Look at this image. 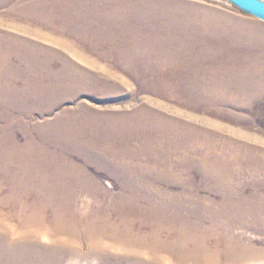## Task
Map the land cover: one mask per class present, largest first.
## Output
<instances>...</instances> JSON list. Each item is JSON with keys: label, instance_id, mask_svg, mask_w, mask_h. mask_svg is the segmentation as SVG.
Returning a JSON list of instances; mask_svg holds the SVG:
<instances>
[{"label": "bare ground", "instance_id": "6f19581e", "mask_svg": "<svg viewBox=\"0 0 264 264\" xmlns=\"http://www.w3.org/2000/svg\"><path fill=\"white\" fill-rule=\"evenodd\" d=\"M6 1L10 3L8 16H13V21H9L13 26L19 16L41 28L51 20L58 19L80 20L91 16L106 20L107 24L88 23L86 26L117 34L108 43L110 51H107L108 55H114L116 63H139L153 69L156 72L155 78L165 79L177 93L183 91L190 98L196 96L202 100L215 101L235 96L241 99L247 96L249 90L259 92L264 89V79L261 78L264 75V58L258 55L247 57L239 48H232L240 40L237 33L241 24L239 20L227 17L226 14L207 16L205 10L199 16L195 14L197 12L192 13V10L185 16L186 20L176 19L173 17L174 12H180L182 8L175 9V5L165 7L163 0H0V5ZM168 1L174 3L172 0ZM121 10L127 11L128 17L117 16ZM111 11L114 12L113 15ZM135 12L140 13L141 17ZM152 22L158 23V26L147 28L148 23ZM4 23L5 19L3 22L0 16V78L32 82L33 87L26 91L27 95H21L23 99L27 96L26 100L37 101L40 111H52L60 106L62 100L77 95L89 85L95 88V82H90L83 74L76 71L72 74L69 69H66L68 73L63 71L57 74L51 68L53 62L62 61L71 65L76 60L67 50L74 45L67 44L66 40L77 41L79 33L75 38L64 35L57 37L63 50H55L47 43L45 45L28 37L14 35L13 27H6ZM183 27L205 31L207 36H216L218 40L207 37L201 39L188 34L187 37L193 39L194 44L190 47L181 46L174 37ZM233 33L237 37H229ZM80 38L105 41V38L96 35ZM102 41L97 40L88 49H100ZM79 43L78 46L83 48L84 45ZM143 46L147 47L139 51ZM10 55L17 56L25 69H11ZM104 56L107 55L102 53L101 57ZM75 58L78 59V56ZM151 77L149 76L150 79ZM140 81L149 84L145 79L137 83L141 84ZM113 91L112 89L110 92ZM28 95L34 96L36 100ZM168 110L148 105L139 110L134 108L123 112L92 111L85 103H81L79 109L62 108L50 122L53 128L51 134L45 136L46 132H41L36 136L32 140L31 156L22 154L21 161L14 164L15 172L22 177H33L39 181L35 183L36 191L40 190V180H47L52 186L56 181L54 193H39L35 202L30 205L18 196L19 208L21 207L18 213L23 215L19 237L7 247H0V262L11 256L12 247L18 241L24 244L43 233V230L56 240L65 236L76 246L86 242L87 252L90 254L99 253L103 249L99 240H109L112 244L132 251L130 256L147 254L150 261H145L144 264H161L160 259L165 257H172L173 264H183L189 257L193 258L194 264H220L215 258V250L220 251L219 248L208 251L205 241L209 237L218 240L221 234L225 237V242L231 239L237 241L234 247L232 244L228 245L229 260L234 259L233 253L240 257L251 253L254 248L250 250L240 245L239 239H234L231 235L233 225L243 219L240 212L242 213L245 205L242 198H236L242 189L233 190L232 179L236 173L244 172L245 169L251 171L250 167L256 173L260 170L264 172V150L252 144L249 146L215 139V130L201 129L193 121L179 117L178 112ZM45 144L47 147L43 146ZM225 149L229 155L224 153ZM18 155L20 156L19 152ZM240 155H244V165L236 166L235 163L237 170L233 171L234 169H230L232 164L226 161ZM195 164L200 167L201 177L205 176L206 182L209 181V190L218 193V200L210 201L208 207L194 206L206 200L198 195V191L184 190L180 195L174 193L167 199L164 196L156 195L154 198L150 195L151 189L158 185L155 183L160 181L159 178L165 180L179 175L188 181ZM99 174L121 183L119 187L122 192L116 202L118 206H122L119 207L123 210L119 211L122 226L108 221L98 225L96 202L89 203L88 200L79 198V192H89L96 200L113 196L110 187L99 179ZM105 180L106 184L110 181ZM150 183L154 185L146 186ZM159 190L161 193V189ZM230 190L235 193H225ZM110 205L113 206L111 203ZM48 208L52 210V218L48 227L42 228L46 224L45 211ZM129 209L133 212L128 213ZM135 222L139 226H135ZM145 226L148 230H143ZM0 239V242L6 240L4 236H0ZM76 246L73 251L80 255ZM34 253L35 251L30 252L21 246L16 256L25 259ZM47 256L49 254L46 252L44 257ZM45 263L50 264L48 260Z\"/></svg>", "mask_w": 264, "mask_h": 264}, {"label": "rangeland", "instance_id": "374dc122", "mask_svg": "<svg viewBox=\"0 0 264 264\" xmlns=\"http://www.w3.org/2000/svg\"><path fill=\"white\" fill-rule=\"evenodd\" d=\"M172 1L174 3L163 0L164 3L162 4L165 7L175 5L177 6L175 9L182 8L180 12H174L175 15H173V17H176V19L186 20L187 18H185V16L192 10V13L197 12L195 14L199 16L202 15V11L204 12L207 10V16L210 15L215 17L219 13H223L224 15L226 14L227 17L239 20L241 27L237 34L240 36V40L237 42V45L232 48H239V51L245 53L247 57L258 55L264 58V20L242 10L228 0ZM9 5V1H6L2 6L0 5V8H2L0 9V16L3 22L5 19L6 23L4 24H6V27H13L14 30L12 31L14 33L12 31L9 32H12L14 35L23 38L28 37L32 41H39V43L45 45L47 43V45L51 46L53 49L60 50L61 45L57 37L64 35L69 38H75L78 37L77 34L79 33V38L76 39L78 42L69 41V39L66 40L67 44L74 45L67 50L71 52V57L76 60H74L71 65L62 63V61L53 62L51 68L53 69L52 71L57 74L63 73V71L68 73V69L72 74L76 71L81 75L83 74L90 82H95L96 86L93 88L92 85H89L90 87L84 88L85 90L82 89L77 95L65 98L55 110L40 111L37 108L39 105L37 101L26 100L27 96L24 99L21 97L22 94L27 95V90L32 89V82H24L21 79L0 78V236H4L6 239L0 242L1 248L7 247L11 242H16V237H19L18 232L21 228L20 221L23 216H20L18 213V210L21 208H19L20 197H22L24 203L30 205L35 202V197L39 193L51 195L54 193L56 181H54V186H52L49 181L40 180V190L36 191L37 188L35 186L39 181L33 179V177H22L19 173L15 172L14 164L21 161L20 157L22 154L31 156L32 140L36 136L41 132H46L45 136H47L48 133L51 134V129L53 128L50 122H52L56 114H58L62 108L69 107L79 109L81 103L82 105L85 103V106L90 110L92 109V111L102 110L108 112H123L134 108L135 110H139L140 107L145 108L148 105L150 107H161L169 109V112H171L170 110L178 112L177 114L179 117L184 120H190L189 122L193 121L192 123H195L196 126L198 125L201 129L215 130V139H221L220 141L224 140L225 142H239L249 146L252 144V146L256 145V147L264 150V89L259 92L253 89L249 90L248 94H246L247 96L241 99L235 98V96L233 98L225 97L224 99L221 98L215 101L202 100L196 96L190 98L187 93L183 91L177 93L173 86H171V83L165 79H160L161 77L155 78L156 72H153L155 71L153 69H148L146 66L139 63L134 65L122 62L116 63L113 60L114 55H108L109 53H107V51H110L108 43L114 40L117 34L109 30H98L96 27L90 28L86 26L88 23L107 24L106 20L95 19V17L91 18V16L86 17V19L80 18V20L58 19L51 20L52 22L50 21L41 28V26H36L32 22H26L27 20L25 18L21 19V16H19L13 26L9 23V21H13V16H8ZM98 13H100V11H98ZM113 13L114 12L111 11L112 15ZM132 14L134 17L133 11ZM136 14L141 17L140 13ZM116 15L123 18L122 16L128 17L129 13L121 10ZM111 21L113 20L111 19ZM37 24L40 25V22ZM156 26H158V23L152 22L150 24L148 23L147 28L151 29ZM178 33L179 34L174 38L180 42L178 44L185 47H190L194 44L192 43L193 39L190 40V38L187 37L188 34L191 37L196 35L201 39L207 37L208 39L211 38V40H218V37L207 36L205 31L201 32L192 27L180 28ZM94 35H96V37L105 38V41L97 39L102 41L100 43L101 45H99V47L101 46L100 49H88L91 47L92 43L97 41L96 39L88 41L87 38H80L81 36L91 38ZM234 36L236 35L233 33L229 37L233 38ZM79 42L84 45L83 48L78 46V44H80ZM146 47L147 46L140 47L139 51L144 50ZM102 53L107 56L101 57ZM76 56H78V59L75 58ZM18 60L17 56L13 55L11 57L10 55L11 63L9 67L11 69L24 70V64L20 63ZM168 71H170V69H168ZM133 74H136L137 78L135 77L136 75L134 76ZM149 76H152L151 79ZM261 78L264 79V75ZM143 79L147 80L146 82L149 84H144L145 82L142 81H140L141 84L137 83V81ZM90 82H86V84H92ZM112 89L114 91L110 92ZM94 90L96 91L92 92ZM172 90L174 91L172 92ZM28 96L36 100L34 96ZM43 146L47 147V144ZM48 146L50 147V145ZM224 153L229 155L227 149H225ZM259 153L262 154V151H259ZM243 158L244 155H240L235 158L227 159L226 162L229 164L231 163L230 169L236 171L235 163L236 166L243 164ZM198 168L200 167L195 164L192 168V172L189 171L191 173L188 177L191 182H189V179L186 181L184 176L179 175L165 178V180L168 181L159 178L160 181H156L157 183H155L158 185H156L154 189H151L150 195L154 198L156 195L160 197L164 196L167 199L171 194L176 193L180 195V193H182L181 191L184 190H188V192L190 190L198 191V195L206 198V200L204 201L205 203L201 201V203H198V205L194 204V206L208 207V204H211L210 201L218 200V193L209 190L210 183L209 181L206 182L205 176L201 177ZM251 169L253 170V168L250 167V170ZM252 170L249 171V169H245L244 172L241 173L235 172L236 174L232 179L233 190L238 188L242 189V192L239 193L236 198H242L245 205L242 213L240 212V214L243 215V219L241 222L233 225L231 235L234 239H239L240 245L248 247L250 250L254 249L251 253L245 255V257L243 256L244 258L233 253L234 259L229 260L230 254L228 253V249L230 247L228 245L232 244L234 247L237 241L231 239V241L225 242V237L222 234L221 238H218V240L209 237L205 241V248H208V251L219 248L220 251L215 250L217 254L215 258L220 264H264V172L260 170L259 173H256ZM98 177L101 182H104L107 187H110L113 196L108 198L104 197L102 200H96L89 192H79L78 194L81 195L79 198L88 200L89 203L96 202L95 213L99 215L97 216L98 218H96V223L98 225L108 221V223H119L120 226H122L123 223H120L121 216L119 213L121 210L119 207L122 206H118L116 202L122 192L119 187L121 183L103 174H99ZM105 179L110 180L108 184H106ZM154 179L156 178L154 177ZM153 185V183L146 184V186ZM202 187H206V189ZM158 189H161L162 192L160 193ZM43 190L45 191L42 192ZM228 192L232 194L235 193V191L231 190L225 193L227 194ZM190 199L191 196L189 195L188 200ZM110 203L113 204L114 207L111 206ZM160 205L163 206V203H160ZM132 212L133 210H128V213ZM51 218L52 210L48 208L45 211L46 224L43 225L42 228L48 227ZM104 218H107V220ZM164 218H166V216ZM181 221L184 222V219H181ZM134 225L139 226V223L135 222ZM143 230L148 229L145 226ZM45 231L46 230H43V233H39L38 236L33 237L34 239L30 238L24 244L18 241L16 245L12 247L11 256L4 258L5 260L1 261L0 264H44L47 260L50 264H144L145 261H150L147 254L143 253V255H137V257L130 256L132 251L122 246L112 244L109 240H97L98 243L103 246V249L99 253L90 254L87 252L88 245L86 242L76 246L65 236L61 240H56L51 237L49 232L44 233ZM7 234L8 237H6ZM21 246H24L25 249L30 252H32V250L35 251L34 255H30L25 259L18 258L16 255L17 253L19 254ZM75 246L79 248L81 252L80 255L74 253L73 249ZM234 250L239 251L238 248H234ZM46 252L49 256L45 258ZM187 259L184 260L183 264H194L192 263V257ZM160 263L173 264L172 257L162 258L160 259ZM197 264L202 263L199 262Z\"/></svg>", "mask_w": 264, "mask_h": 264}, {"label": "water", "instance_id": "95a60500", "mask_svg": "<svg viewBox=\"0 0 264 264\" xmlns=\"http://www.w3.org/2000/svg\"><path fill=\"white\" fill-rule=\"evenodd\" d=\"M242 10L264 20V0H228Z\"/></svg>", "mask_w": 264, "mask_h": 264}]
</instances>
